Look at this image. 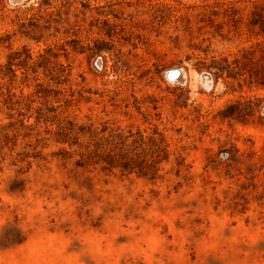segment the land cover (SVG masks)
<instances>
[{"label": "rangeland", "instance_id": "obj_1", "mask_svg": "<svg viewBox=\"0 0 264 264\" xmlns=\"http://www.w3.org/2000/svg\"><path fill=\"white\" fill-rule=\"evenodd\" d=\"M258 3L0 0V264H264Z\"/></svg>", "mask_w": 264, "mask_h": 264}, {"label": "trees", "instance_id": "obj_2", "mask_svg": "<svg viewBox=\"0 0 264 264\" xmlns=\"http://www.w3.org/2000/svg\"><path fill=\"white\" fill-rule=\"evenodd\" d=\"M250 23L252 26H257L260 28V30L264 31V3L256 4L252 12V19ZM10 71H11V65H10V61L7 59L6 63L0 66V78L5 79L6 77H8ZM2 103L5 107H7V102L5 98ZM36 121L39 122L38 118ZM43 121H45L46 123V121L49 120L43 118Z\"/></svg>", "mask_w": 264, "mask_h": 264}, {"label": "water", "instance_id": "obj_3", "mask_svg": "<svg viewBox=\"0 0 264 264\" xmlns=\"http://www.w3.org/2000/svg\"><path fill=\"white\" fill-rule=\"evenodd\" d=\"M32 0H8L9 4L12 6H17V5H23L25 3H28ZM169 73V72H168ZM168 73H167V77H168ZM169 78V77H168ZM200 81L206 86L209 87V85L211 84V79H210V75L208 74H201L199 76ZM169 80H172L169 78Z\"/></svg>", "mask_w": 264, "mask_h": 264}, {"label": "bare ground", "instance_id": "obj_4", "mask_svg": "<svg viewBox=\"0 0 264 264\" xmlns=\"http://www.w3.org/2000/svg\"><path fill=\"white\" fill-rule=\"evenodd\" d=\"M181 71L180 70H177V69H172L170 71V73H168V77L172 80H181L182 76H181Z\"/></svg>", "mask_w": 264, "mask_h": 264}]
</instances>
